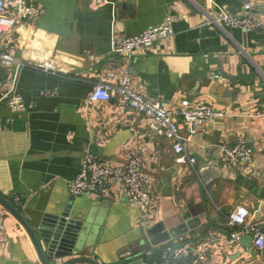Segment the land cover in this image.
<instances>
[{
  "label": "crops",
  "instance_id": "0c3cea01",
  "mask_svg": "<svg viewBox=\"0 0 264 264\" xmlns=\"http://www.w3.org/2000/svg\"><path fill=\"white\" fill-rule=\"evenodd\" d=\"M26 1L39 15L6 37L18 65L0 71V197L36 234L45 216L67 211L66 220L79 223L73 243L57 246L70 254L57 264L74 257L99 264H164L163 250L182 245L190 247L191 257L177 264H264V251L241 245L245 236L228 244L233 229L227 225L237 207L249 212L248 226L264 225V0H212L215 7L208 0ZM245 5L259 15L261 29L222 32L205 24V14H238ZM167 16L173 20L171 38L131 61L112 53L113 41L138 35ZM124 69L150 101L165 108L182 100L206 103L222 117L209 121L190 139L185 155H177L169 141H149L144 117L130 110L117 114L114 100L85 107L95 84ZM13 78L25 105L18 114L1 102ZM239 137L253 150L252 167L222 168V149ZM140 147L142 168L155 180L151 210L127 204L120 189L108 201L69 195L85 154L117 164ZM192 158L194 164L187 161ZM164 200L170 202L171 227L149 232L165 220ZM259 232L264 235V229ZM3 235L0 264H41L11 215L3 221ZM203 246L206 258L197 262Z\"/></svg>",
  "mask_w": 264,
  "mask_h": 264
},
{
  "label": "built area",
  "instance_id": "2783aa9c",
  "mask_svg": "<svg viewBox=\"0 0 264 264\" xmlns=\"http://www.w3.org/2000/svg\"><path fill=\"white\" fill-rule=\"evenodd\" d=\"M208 3L213 7L212 0ZM215 7V6H214ZM39 9L26 0H0V71L11 69L18 65L13 53L9 50L6 37L24 20L36 19ZM205 24L219 31L238 30L245 33L254 32L263 27L259 15L249 5H245L241 13L229 14L223 9L211 15L205 14ZM173 20L167 16L157 26L146 29L142 33L113 41L112 53L121 59L131 61L141 51H150L158 43L173 36ZM13 86L3 96L1 102L13 114H18L25 108L24 102ZM46 93H44L45 95ZM115 101V112L123 114L133 111L146 120L147 138L165 139L172 144V150L177 155H185V149L190 139L205 131L206 124L222 114L206 103H192L182 100L175 108H165L159 102L150 101L137 92L131 81L127 69L119 74H107L103 83H97L86 100L85 107H92L100 103ZM186 129L187 137L183 138L177 122ZM145 147L138 152L129 151L123 154L120 163L110 164L97 155L87 153L80 162L76 178L68 184L69 195L73 198L89 196L96 200L108 201L115 189H120L127 204L149 211L153 205L152 191L154 179L143 170L142 155ZM182 157V156H181ZM253 150L243 137H239L232 146L224 147L219 157L222 168L252 167ZM184 159V157H182ZM188 159V158H187ZM194 164L195 159H189ZM8 214L0 206V250L4 244L3 221ZM249 212L237 207L228 217V226L233 229L228 244L233 245L250 233L253 234L252 247L255 252L264 251V235L255 227L248 226ZM206 247L196 252V261L202 262L206 258ZM192 250L188 245L166 247L162 252L164 264H177L178 261L189 260Z\"/></svg>",
  "mask_w": 264,
  "mask_h": 264
},
{
  "label": "water",
  "instance_id": "95a60500",
  "mask_svg": "<svg viewBox=\"0 0 264 264\" xmlns=\"http://www.w3.org/2000/svg\"><path fill=\"white\" fill-rule=\"evenodd\" d=\"M224 176L233 178V174H231L229 171H224ZM165 196V193H163ZM169 200L163 201V217L164 221L163 223H159L155 225L151 231H157L161 230L165 232V230L168 228L170 229L172 222L169 220L170 216L172 214L171 209L169 206ZM0 206L6 211L8 215H11L25 230L27 235L29 236L35 252L37 254V257L39 259V262L41 264H57L56 259L68 257L69 253H62L57 249V246L59 244L61 245H71L74 241V238L76 235V230L79 228V223L75 221H68L66 220L68 217L67 211L64 212L60 217H54V216H45L40 224V227L38 229V233L36 234L27 224V222L24 220L22 215L19 213V211L7 200L0 197ZM166 228V229H165ZM258 231H262L264 229V225H260L257 227ZM148 232V235H149ZM39 237L42 241L43 246L46 248V252H43L41 245L37 239ZM253 234L250 233L248 236H245L241 240V245L249 249L250 243L252 241ZM170 237H166V240H170ZM151 243V242H150ZM153 245V244H152ZM52 257H54L52 259ZM145 261V260H143ZM99 264L94 259H90L87 257H74L71 258L63 263L59 264Z\"/></svg>",
  "mask_w": 264,
  "mask_h": 264
}]
</instances>
